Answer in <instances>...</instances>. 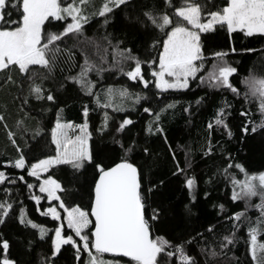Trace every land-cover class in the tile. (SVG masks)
Returning a JSON list of instances; mask_svg holds the SVG:
<instances>
[{
  "label": "snow or ice",
  "instance_id": "snow-or-ice-1",
  "mask_svg": "<svg viewBox=\"0 0 264 264\" xmlns=\"http://www.w3.org/2000/svg\"><path fill=\"white\" fill-rule=\"evenodd\" d=\"M118 13L128 25L147 35L149 42L143 58L124 39L115 38L108 31ZM94 19L96 27L88 35L86 26ZM223 29L230 41L233 33L264 40V0H223L222 4L216 0H100L99 3L97 0H0V89H16L13 100H19L20 111L24 113V118L15 121L20 133L21 143H18L17 132L8 130L4 112H0V125L16 153L0 160V193H3L0 226L7 223L15 206L22 205L13 195L18 182L25 186L29 199L36 205L45 198L52 202L41 215L50 216L54 225L48 229L37 224L28 218L25 207L19 206L15 217L18 223L37 230L39 240L50 245L47 252H36L33 259L34 242L29 240L32 251L26 252L27 258L22 261L12 255L10 240L0 233V264H57L63 251L72 252L73 264H201L199 257L203 258V264H215L221 257L234 259L228 254L241 239L238 235L241 231L246 233L250 264H264V241L258 239L264 235V171L249 173L226 147L235 138L228 123L232 105L227 100L215 109L205 125L206 136L198 145L203 157L211 160L214 167L203 183L209 186L223 181L230 188V201L243 202L244 207L229 214L223 203L214 205L219 209L217 216L226 222V234L217 235V225L209 223L204 228L207 237L204 232L196 231L186 239H170L157 232L163 209L153 204L152 197L164 181H153L151 168L142 166L149 148H142L132 131L136 121L125 114L112 130L113 117L107 111L111 108L113 112L124 113L126 107H131L135 112V105L148 99L146 92H133L127 85H105L106 78L113 75L126 77L144 90L154 88L156 97L169 90L182 92L197 83L230 91L236 97L243 95L245 105L255 101L259 122L252 120V112L243 105L239 113L241 140L258 129L264 130V76L250 69L248 76L240 80L246 88L242 94L230 80L234 74L239 75L238 69L227 59L237 49L230 47L205 55L201 34ZM69 90L91 100V108L87 102L81 106L80 123L62 117L60 96ZM125 100L131 104L126 105ZM203 101V97L196 99L197 109ZM178 103L170 101L158 111L143 107L149 120L142 131L146 137L161 138L168 146L174 169L169 174L181 179L191 202L197 199L200 181L190 171L193 149L180 144L173 149L162 125L163 115ZM192 103L183 108L189 116ZM3 107L6 111L7 105ZM25 108L29 111H24ZM100 109H103L100 124L92 129L89 114ZM31 111H36L41 119L30 128L26 120L35 119L30 117ZM110 130L118 155L106 164L95 158L90 141L94 132L103 135ZM213 131L221 133L225 143L220 140L213 143ZM28 132L33 141L41 136L50 137L54 150L43 158L26 155L30 147L25 137ZM141 148L144 157L134 159ZM181 148H184L183 166L176 154ZM0 155L7 153L0 149ZM89 166L95 171L94 183L88 205L81 206L72 200L76 194L73 189L55 177L63 169L70 170L75 179ZM6 169L22 170L35 180L29 182L25 175H15ZM36 182L43 196L32 194ZM209 195L205 187L203 196ZM184 207L191 214L188 204ZM36 211L40 212V208ZM251 211L256 214L249 215ZM50 232L53 234L49 235ZM193 246L195 253L189 250Z\"/></svg>",
  "mask_w": 264,
  "mask_h": 264
},
{
  "label": "trees",
  "instance_id": "trees-1",
  "mask_svg": "<svg viewBox=\"0 0 264 264\" xmlns=\"http://www.w3.org/2000/svg\"><path fill=\"white\" fill-rule=\"evenodd\" d=\"M100 0H97L99 3ZM217 3H223V0H216ZM214 10V9H213ZM97 21L94 19L90 26H86L88 35L92 34L93 29L96 27ZM108 31L114 33L115 38L124 39L134 51H139L141 57L144 56L145 45L148 41L147 35L138 27L130 26L124 20L123 15L118 13L115 17V21L108 28ZM203 42V50L205 55L213 51L228 50L230 47H235L237 51L230 53L227 57L228 61L237 67L239 75L234 74L230 77V80L240 89L243 94L246 88L240 83V80L248 76L249 70L260 76H264V51H261L264 47V40L256 38H245L243 33L231 34V41L228 33H207L201 34ZM254 49L252 52H241V49ZM155 55V52H153ZM211 63V60L208 61ZM142 67H146L142 66ZM15 73L13 76L15 77ZM113 84L116 86L127 85L133 92H146L148 99L141 100L139 104L135 105L136 111L133 112L131 107H126L124 113L113 112L111 108L107 109L109 114L113 117L110 121V128L112 130L116 127V121L120 120L125 114H128L131 119L136 121L133 133L137 136L139 143L143 147L149 148V155L142 159V166L151 168V177L153 181L159 179L163 180L164 184L160 191L156 192L152 201L154 205L160 206L163 209V215L160 222L156 225L158 233L165 234L170 239L184 238L188 235H195L196 231L204 232V228L209 223L216 224L217 235L221 233L226 234V222L221 220L217 216L219 209L214 205L223 203L226 208L229 209V214L232 211L240 210L244 207L243 202H237L233 204L230 197V188L225 185L223 181L219 184H212L209 186L204 185L203 180L208 179L211 172L214 171L212 161L206 157H203L202 153L198 150V145L203 141L206 136L205 125L213 117L214 111L219 107L224 100H227L232 105V115L228 120V123L232 130L235 132V138L226 144V147L234 154L235 159L240 162L249 173H258L264 171V130L258 129L254 134H248L243 140L240 139L241 132L239 126L242 123V117L239 115L242 105L252 112V120L259 122V115L257 113L255 101L251 105L244 104L243 95L236 97L230 91L210 89L207 86H200L197 83L191 84L190 89L182 92H174L169 90L160 97H156L153 93L156 91L154 88L150 90H144L142 85L128 81L126 77L111 76L106 78L105 85ZM16 94V89H0V112H4L7 120L8 130L17 132V141L21 143L17 131L15 121L17 118H24V113L20 111L19 100H13V95ZM198 97H203L204 101L197 109L194 103ZM60 100L63 106L62 117L66 121H72L74 123L82 122L81 106L83 103H88L89 107H92L91 100L88 97L79 94L78 91L69 90L60 96ZM170 101H179L175 109L168 110L162 117V125L167 134L169 144L173 149H176L177 144L184 146H191L192 152V169L197 177L200 178L197 199L195 201H189L187 196V190L183 188L182 181L179 178L172 177L169 174L170 169H173L172 162L170 160V153L161 138L159 137H146V134L142 131V128L149 120L148 114L142 111L143 107H150L155 111H158L163 104ZM118 102V99L117 101ZM191 104L190 111L192 113L189 116L183 112V108ZM126 105H130L131 101L125 100ZM4 105H7L5 111ZM58 107L61 105H57ZM24 111H29L27 108ZM103 109L90 112V127L95 129L100 124V112ZM30 117L35 119L26 120L28 126L35 127L36 120L41 119L36 111L29 113ZM54 118V113L52 114ZM110 130L106 134L97 135L93 133V139L90 141L91 148L94 152L95 158L104 161L109 164L118 155L116 146L112 144L110 137L113 131ZM25 137L29 140V149L26 150V155L32 158H43L49 151L54 150V146L50 145V137H38L35 141L31 140V132L25 134ZM119 138V136L117 137ZM213 143L220 140L221 143H225L226 138L222 137L221 133L213 131L212 137ZM47 145V147H45ZM141 151L134 157V159H141L144 154ZM0 149H4L7 155H0V160L7 159L16 155L15 149L11 147L6 137V130L3 125H0ZM181 166L184 163V148L177 150L176 152ZM216 159V157H213ZM174 170V169H173ZM9 173L15 175H25L22 170L6 169ZM239 176V173H237ZM95 171L92 167H87L83 175H80L73 179L70 170H60L55 178L60 179L65 183L67 187L73 189L76 193L72 200L81 206H87L89 200V191L91 185L94 183ZM242 178V176L240 177ZM29 182H34L35 178H29L26 176ZM69 180L72 183L69 184ZM205 187H208L210 195L208 197L203 196ZM32 194L40 195L38 191V182L36 186L31 190ZM18 193V194H17ZM13 195L17 200L22 201V205L15 206V210L12 215L7 219V223L0 226V233L5 238L9 239L12 245L11 252L13 256L20 258L22 261L26 259L25 253L32 251L28 247V241L34 242L35 250L32 251V257L35 259V253L39 251L47 252L49 244L39 240L38 231L31 229L30 227H24L20 225L16 220L19 206H24L28 218L32 219L37 224H42L48 229L53 228V222L50 216L45 217L41 215L43 209L52 204L47 202L46 199H42L40 205H36L34 201L29 199V193L25 189L23 184L17 183V187L13 190ZM3 198V193H0V199ZM256 202V198H253V203ZM188 204L191 209V214L185 209L184 205ZM40 208V212L36 211V208ZM62 212V210H60ZM254 211H251L249 215H255ZM59 223V222H56ZM66 228V225H65ZM227 230L230 231V226H227ZM35 233V235H33ZM52 233L50 232L49 235ZM207 237L209 234L204 232ZM241 239L237 242L234 248H231L229 256H233L234 259H228L227 256L218 258L215 264H250L251 257L246 253V233L241 231L238 233ZM261 241H264V235L259 236ZM190 252L195 253L196 249L193 246L189 249ZM110 255V254H109ZM201 264H203V258L199 257ZM127 258H122V261ZM57 264H73V256L71 251H63L60 255Z\"/></svg>",
  "mask_w": 264,
  "mask_h": 264
},
{
  "label": "rangeland",
  "instance_id": "rangeland-1",
  "mask_svg": "<svg viewBox=\"0 0 264 264\" xmlns=\"http://www.w3.org/2000/svg\"><path fill=\"white\" fill-rule=\"evenodd\" d=\"M211 33H214V34H220V33H227V31H226V29H223V30H218V31H215V32H211ZM40 195H44V194H41L40 193ZM46 199V198H45ZM47 201V200H46ZM47 202H49V201H47ZM50 203V202H49ZM50 206H52V204L50 205ZM49 207V206H48ZM53 234V233H52ZM258 239H259V237H258ZM260 240V239H259Z\"/></svg>",
  "mask_w": 264,
  "mask_h": 264
}]
</instances>
